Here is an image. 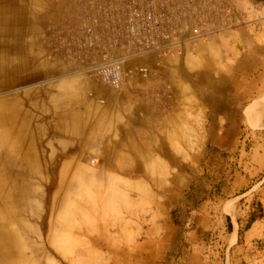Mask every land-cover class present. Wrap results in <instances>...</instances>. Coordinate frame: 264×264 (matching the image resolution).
<instances>
[{"label": "crops", "instance_id": "crops-1", "mask_svg": "<svg viewBox=\"0 0 264 264\" xmlns=\"http://www.w3.org/2000/svg\"><path fill=\"white\" fill-rule=\"evenodd\" d=\"M2 1L4 11L19 18L22 9L18 4L24 1ZM34 2H26L31 13ZM178 2L188 6L190 17L205 15L211 22L207 31L215 34L193 50L186 47L160 61L159 67L152 60V78H133L121 92L102 82L82 80L94 94L85 104L86 121L95 124L102 150L110 152L112 161L124 158V166L113 162L110 166L141 174L150 182L147 189L170 192L169 202L160 205L162 220L156 226L158 232L153 231L154 243L141 245L140 253L148 257L140 264H230L229 256H241L243 261L252 254L250 247L264 233V212L255 209L263 207L258 193L244 199L257 185L264 191V117L259 128L253 129L245 114L255 102L264 109V0ZM27 21L32 29L34 16ZM51 60L63 65L57 57ZM185 125L192 126L196 134L193 150L183 154L181 143L186 141L181 138V128ZM114 136L116 144L111 147L110 137ZM74 140L76 145L80 143ZM113 150L118 154H111ZM186 157L190 165L182 167ZM207 160L213 161L214 174L224 176L219 190L229 192L228 198L235 196L245 208L242 218L225 210V202L231 199L224 201L223 193L210 194L218 188L204 179ZM153 174H169L173 179L167 186L163 180L150 179ZM197 191L205 192L203 198H193ZM235 231L237 240L232 244ZM258 231L261 234L251 237ZM129 251L125 248L123 252Z\"/></svg>", "mask_w": 264, "mask_h": 264}, {"label": "rangeland", "instance_id": "rangeland-1", "mask_svg": "<svg viewBox=\"0 0 264 264\" xmlns=\"http://www.w3.org/2000/svg\"><path fill=\"white\" fill-rule=\"evenodd\" d=\"M23 1L18 4L22 10L14 30V41L7 31L2 37L3 48L7 49L9 45L11 49L10 54L2 55V61L6 67L11 61L10 67L14 66L16 71H6L4 78L0 76V114L6 125L11 120V111L16 109L20 137L23 139L25 127L31 129L34 137L30 161L42 165L41 173L31 178L35 183H39L40 178L45 181L40 186L35 185L42 193L39 210L33 207L23 214L25 223L37 231V235L26 232L22 236L28 246L27 254L33 257L32 264H140L148 257L140 253L141 245L154 243L153 231L158 232L156 226L162 220L160 205L169 202L170 192L147 189L151 185H146L149 181L141 174L120 172L110 166L112 162L124 166L125 161L120 157L112 161L110 152L102 150V139L95 124L92 120L86 121L85 104L91 101L88 95L93 91L82 83V79L67 77L68 66L54 65L51 60L49 40L52 29L72 18L73 0H34L33 15L26 3L30 0ZM28 13L34 16L32 29L27 26ZM259 103L255 102L245 111L253 129L259 128L264 117V109L258 108ZM61 125L67 128L65 132L60 131ZM75 127H82L79 135L74 133L77 132L73 130ZM195 134L192 126H182L181 138L186 141L181 143L183 154L193 150ZM74 139L80 143L76 145ZM110 139V146H115L116 136ZM113 151L111 154H118ZM14 155L20 159L19 154ZM190 161L188 157L183 158L182 167L189 166ZM207 162L204 179L208 185L218 188L210 194L219 196L223 193L221 197L226 201L229 192L219 190L224 186V176L214 174L213 161ZM64 170L75 185L60 190L59 176ZM7 176L17 186L14 174ZM149 178L163 180L168 186L173 175L153 174ZM259 188L257 185L244 199H252L253 194L258 193L263 207L255 209L262 213L264 191ZM204 194L197 192L193 197L200 199ZM228 199L231 201L225 202V210H233V216L242 218L246 211L242 204L239 206V199L235 196ZM65 219L68 220L66 226L63 224ZM245 226L244 223L243 228ZM257 234L261 231L253 232L251 237ZM237 235L235 231L232 244L236 243ZM47 237L55 242L58 240L62 247L65 244L64 254L45 245L42 241ZM153 247L157 248L154 244ZM125 248L130 251L124 253ZM250 250L252 254L246 255L243 261L241 256H229V263L264 264V233Z\"/></svg>", "mask_w": 264, "mask_h": 264}, {"label": "built area", "instance_id": "built-area-1", "mask_svg": "<svg viewBox=\"0 0 264 264\" xmlns=\"http://www.w3.org/2000/svg\"><path fill=\"white\" fill-rule=\"evenodd\" d=\"M71 11V19L52 29L51 57L70 68L67 77L102 82L116 92L133 78L151 79L152 60L159 67L215 34L207 31L205 15L190 17L178 0H73ZM144 59L150 61L136 65Z\"/></svg>", "mask_w": 264, "mask_h": 264}, {"label": "bare ground", "instance_id": "bare-ground-1", "mask_svg": "<svg viewBox=\"0 0 264 264\" xmlns=\"http://www.w3.org/2000/svg\"><path fill=\"white\" fill-rule=\"evenodd\" d=\"M3 7L4 3L0 0V76L2 78H4L3 73L6 71L11 73L16 71L14 66L10 67L11 61L7 62V67L4 64L5 61L4 63L2 61V55L11 53L9 45L7 49L3 48L2 37L4 32L7 31L10 36L12 35L10 39L14 41V30L19 23L17 15L14 12L4 11L6 9H3ZM11 44H14V42ZM11 112V120L6 125L0 114V264H32L34 259L27 254L28 246L22 236L26 232H34L36 234L37 231L34 227L25 223L23 214L28 210L30 211L33 207L35 209L39 208L42 193H40L39 187L35 185L38 184L40 186L45 181L43 178H40L41 181L39 183L31 180L32 175H39L42 168L41 164L36 162L33 164L30 161L32 155L29 151L34 147V137L29 127L24 128L23 139L20 137V126L16 121V109ZM66 129L65 126H60L61 132H65ZM74 129L77 131L74 133L79 135L82 127H75ZM13 152L19 154L20 159ZM9 173L14 174L17 186L7 176ZM59 177L60 183L58 187L60 190L64 187L69 188L75 185V181L67 175V170H64ZM67 222L68 220L65 219L63 224L66 226ZM20 226L22 227L20 228ZM38 236H40V233ZM43 236L45 235L43 234ZM42 242L45 245H50L55 252L64 254L63 247L65 244L62 247L60 246L61 242L58 244V242L51 240L50 237L45 238V241ZM25 246H27V249H24Z\"/></svg>", "mask_w": 264, "mask_h": 264}, {"label": "trees", "instance_id": "trees-1", "mask_svg": "<svg viewBox=\"0 0 264 264\" xmlns=\"http://www.w3.org/2000/svg\"><path fill=\"white\" fill-rule=\"evenodd\" d=\"M197 192H201V191H197ZM197 192H196V194H197ZM196 194H194V195H196ZM190 198H192V196H188V199H190ZM193 198H194V197H193ZM201 198H203V197H201ZM201 198H200V199H201ZM172 214H173V213H172ZM262 214H263V212H262ZM262 214H261V217L263 216ZM247 227H248V226H247Z\"/></svg>", "mask_w": 264, "mask_h": 264}]
</instances>
